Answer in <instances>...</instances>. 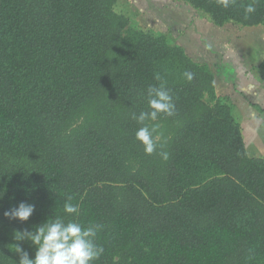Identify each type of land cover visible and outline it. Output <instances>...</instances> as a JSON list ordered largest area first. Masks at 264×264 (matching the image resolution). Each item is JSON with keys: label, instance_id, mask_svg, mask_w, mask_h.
<instances>
[{"label": "trees", "instance_id": "16d2710c", "mask_svg": "<svg viewBox=\"0 0 264 264\" xmlns=\"http://www.w3.org/2000/svg\"><path fill=\"white\" fill-rule=\"evenodd\" d=\"M183 1L219 27L264 29V0L247 18L253 0ZM118 2L0 0V264H18L15 245L34 258L15 232L55 217L103 226L93 264H264V157L235 101L208 62L132 26ZM157 74L176 105L156 121L167 160L145 153L131 118ZM21 202L35 205L27 221L4 216Z\"/></svg>", "mask_w": 264, "mask_h": 264}, {"label": "rangeland", "instance_id": "374dc122", "mask_svg": "<svg viewBox=\"0 0 264 264\" xmlns=\"http://www.w3.org/2000/svg\"><path fill=\"white\" fill-rule=\"evenodd\" d=\"M116 11L128 16L132 26L154 34L165 33L195 60L208 62L216 72L219 95H231L234 88L248 91L259 83V88H264L259 68L264 59L263 28L219 27L183 0H119ZM241 114L237 109L239 119Z\"/></svg>", "mask_w": 264, "mask_h": 264}, {"label": "clouds", "instance_id": "9594fccd", "mask_svg": "<svg viewBox=\"0 0 264 264\" xmlns=\"http://www.w3.org/2000/svg\"><path fill=\"white\" fill-rule=\"evenodd\" d=\"M224 8L235 4V0H218ZM255 0L244 7L245 18L255 12ZM183 76L191 82L195 73L185 71ZM158 85L147 89L148 110L132 113L131 118L141 125L136 133V139L144 146L146 154L151 155L159 151L162 159L167 160L169 153L164 151L166 140L160 125L156 123L161 115L172 117L176 114V105L171 89L166 87L159 74L155 76ZM163 141V142H161ZM2 198V196H0ZM35 205L26 202L4 212L10 219L27 221L34 213ZM64 212L72 215L79 214V205L71 203L68 197L64 204ZM100 224H89L84 227L75 220H65L61 217L48 219L45 223L35 226L34 231L24 230L15 232L17 241L29 240L36 248L35 257L30 258L29 253L19 245H15V252L19 254L18 264H93L103 254V247L96 243L97 233L102 229Z\"/></svg>", "mask_w": 264, "mask_h": 264}, {"label": "crops", "instance_id": "0c3cea01", "mask_svg": "<svg viewBox=\"0 0 264 264\" xmlns=\"http://www.w3.org/2000/svg\"><path fill=\"white\" fill-rule=\"evenodd\" d=\"M260 86V83L258 86H251L248 91L243 88L238 90L234 88L230 91L231 95H228L235 101L234 115L244 128V137L249 154L251 156L264 157V112H259L251 106V103L257 104L264 109V103L261 104L249 98V96H252L256 100L264 102V88L261 87L263 89H260ZM237 109H240L242 113L240 119L236 115Z\"/></svg>", "mask_w": 264, "mask_h": 264}]
</instances>
